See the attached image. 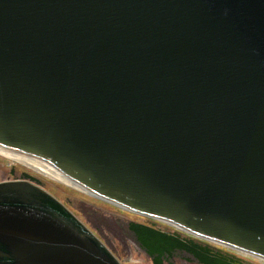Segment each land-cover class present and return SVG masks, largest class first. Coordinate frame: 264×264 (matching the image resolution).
Wrapping results in <instances>:
<instances>
[{"label": "water", "instance_id": "obj_1", "mask_svg": "<svg viewBox=\"0 0 264 264\" xmlns=\"http://www.w3.org/2000/svg\"><path fill=\"white\" fill-rule=\"evenodd\" d=\"M0 144L264 258V0H0ZM60 205L0 183L2 257L121 264Z\"/></svg>", "mask_w": 264, "mask_h": 264}, {"label": "rangeland", "instance_id": "obj_2", "mask_svg": "<svg viewBox=\"0 0 264 264\" xmlns=\"http://www.w3.org/2000/svg\"><path fill=\"white\" fill-rule=\"evenodd\" d=\"M25 171L39 175L45 187L64 201L104 241L123 264H154L128 229V223L131 221L153 225L150 220L86 195L84 192L52 180L48 176L44 177L26 165L0 155V181L19 178ZM160 227L166 231L174 232L166 225H160ZM182 235L186 237V235ZM230 252L243 259L247 264H264L263 261L248 255L234 253L231 250ZM164 264L200 263L187 253L178 251L174 253L170 261H165Z\"/></svg>", "mask_w": 264, "mask_h": 264}, {"label": "trees", "instance_id": "obj_3", "mask_svg": "<svg viewBox=\"0 0 264 264\" xmlns=\"http://www.w3.org/2000/svg\"><path fill=\"white\" fill-rule=\"evenodd\" d=\"M129 228L155 264H164L175 251L187 252L201 264H246L240 258L194 239L183 238L178 232L161 230L155 226L131 222Z\"/></svg>", "mask_w": 264, "mask_h": 264}, {"label": "bare ground", "instance_id": "obj_4", "mask_svg": "<svg viewBox=\"0 0 264 264\" xmlns=\"http://www.w3.org/2000/svg\"><path fill=\"white\" fill-rule=\"evenodd\" d=\"M0 155L10 158L21 164L27 165L28 167H31L39 171L40 173L45 174L46 176H50L55 180L61 181L67 185L85 191L83 187L73 182L67 175H65L46 161H43L26 153L4 148L2 146H0Z\"/></svg>", "mask_w": 264, "mask_h": 264}, {"label": "flooded vegetation", "instance_id": "obj_5", "mask_svg": "<svg viewBox=\"0 0 264 264\" xmlns=\"http://www.w3.org/2000/svg\"><path fill=\"white\" fill-rule=\"evenodd\" d=\"M3 255H5V253L0 251V264H6L8 261L7 258L2 257Z\"/></svg>", "mask_w": 264, "mask_h": 264}]
</instances>
